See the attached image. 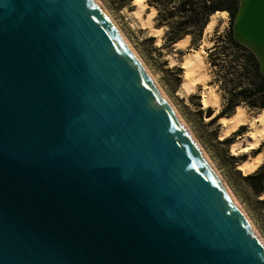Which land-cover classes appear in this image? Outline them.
I'll return each instance as SVG.
<instances>
[{"label": "water", "instance_id": "1", "mask_svg": "<svg viewBox=\"0 0 264 264\" xmlns=\"http://www.w3.org/2000/svg\"><path fill=\"white\" fill-rule=\"evenodd\" d=\"M231 32L264 77V0ZM0 264H264L96 0H0Z\"/></svg>", "mask_w": 264, "mask_h": 264}, {"label": "rangeland", "instance_id": "2", "mask_svg": "<svg viewBox=\"0 0 264 264\" xmlns=\"http://www.w3.org/2000/svg\"><path fill=\"white\" fill-rule=\"evenodd\" d=\"M185 1L190 5L191 12L198 8L199 0H172L168 4L160 0H144L149 7L152 6L156 9V14L153 18L154 26L163 28L161 42L157 44L155 37L148 34L146 29L136 25L129 14L134 7L132 0H100L171 99L182 119L264 239V206L258 203L259 199L262 198L256 197L251 192L242 179L244 174L238 168V164L254 156L259 147L261 148L259 152L264 155L263 141L262 145L257 149L243 151L241 147L236 146L234 151H231L232 144L243 137L250 121L258 113V110L250 109L241 103L240 105H243L247 111L248 119L244 124L240 125L237 131L224 138H220L223 123L219 121V118H215L224 107L229 93L232 94V91L237 93L243 88L235 72L237 71V74H239L242 71L243 64H247L242 55H250V53L231 46L229 35L232 16L226 10H218V12H227L225 18L220 17L218 19V24H224V28L220 29L217 25L212 35L209 36L210 40L213 41V50L208 51V49H205L208 54L205 60L209 64L208 71L211 75L208 83L215 85L216 90L220 93L221 108L218 112H215L212 107L206 108L202 105L201 85H198L189 96L179 94V86L182 80V68L180 66L182 56L190 49L197 48L202 39V34L198 39L191 26L192 24L187 23L188 31L191 32L188 33L192 38L191 46L181 52H176L172 47L173 39L183 35L178 30V26L181 22L186 21V17L180 14L179 8ZM170 57L176 60L175 65L169 64ZM211 60L215 66L210 65ZM262 163H264V157Z\"/></svg>", "mask_w": 264, "mask_h": 264}, {"label": "bare ground", "instance_id": "3", "mask_svg": "<svg viewBox=\"0 0 264 264\" xmlns=\"http://www.w3.org/2000/svg\"><path fill=\"white\" fill-rule=\"evenodd\" d=\"M102 10L105 12L113 26L115 27L116 31L119 33L123 41L126 43L128 48L132 51V53L135 55L136 59L140 63V65L143 67V69L146 71L147 75L150 77L151 81L154 83L160 94L163 96L165 101L168 103L172 111L175 113L181 124L184 126L186 131L189 133L190 137L194 141V143L197 145L199 150L201 151L202 155L205 157L209 165L212 167L224 187L229 192L230 196L240 209L241 213L244 215L245 219L250 224L251 228L256 233L257 237L261 241V243L264 245V239L259 234L257 229L255 228L253 222L246 214L245 210L239 203L238 199L235 197V195L232 193V191L229 189L227 184L225 183L223 177L220 175L219 171L213 164V162L210 160L202 146L197 141L196 137L192 133V131L189 129L185 121L182 119L181 115L173 105L171 99L168 97L166 92L163 90L159 82L156 80L155 76L151 73L149 68L146 66V64L143 62V60L139 57L136 50L132 47L128 39L125 37L122 30L119 28V25L116 23L115 19L112 17V15L107 11V9L104 7V5L100 2V0H96ZM132 5L134 6L133 9L129 12V14L132 16L133 21L136 23V25H139L143 29L147 30V33L155 37V42L159 44L161 42V36L163 34V28H157L154 26L153 18L156 14V9L152 6H148L144 0H132ZM227 15L226 11L222 12H216L213 15H211L203 29L202 32V39L198 44V47L195 49H190L182 56V61L180 63V66L182 68V80L180 83L179 88V94L183 96H189L198 85H201L202 92H201V102L204 107H212L215 112H218L221 108V97L220 93L216 90L215 85L209 84L208 81L210 80V74L208 71L209 64L205 60V49L211 48L213 41L210 40L209 36L212 35V32L214 31V28L218 25L220 29L224 28V24H218V19L220 17L225 18ZM190 38V35H185L181 39H178L173 44L177 46H185L187 45V42ZM170 65H175L176 60L173 57H170L169 59ZM248 119V114L243 105H237L234 109V113L230 116H224L219 118V121L223 123L222 129L220 132V138L228 137L231 134H233L237 129L240 127V125L244 124L246 120ZM264 138V109L259 111L250 121V124L244 133L243 137L239 138V140L232 144L231 151H234V148L237 146L241 147V150L247 151L250 149H257ZM242 143H245L242 145ZM236 154V153H235ZM264 155L260 152L256 155L241 161L238 164L239 170H241L242 174L246 175L249 174L257 169V167L261 164L262 159ZM260 198H264V192L260 196Z\"/></svg>", "mask_w": 264, "mask_h": 264}, {"label": "trees", "instance_id": "4", "mask_svg": "<svg viewBox=\"0 0 264 264\" xmlns=\"http://www.w3.org/2000/svg\"><path fill=\"white\" fill-rule=\"evenodd\" d=\"M160 1H164L166 4L172 2V0ZM238 3L239 0H199L198 8L191 12L190 5L185 1V3L180 5L179 8L180 14L186 17V21L181 22L178 26V30L183 35L177 36L175 39H173V43L185 35H188V33H191L188 31L187 23L192 24L191 26L197 35V38L199 39L209 19L208 17L216 13V11L218 12V10H226L230 12L233 20L238 8ZM230 24L232 25V21ZM229 40L231 46L237 48L238 50L248 51L250 55H242L245 63L247 64H243L242 71H240L239 74H237V71L235 72L239 83L243 86V88L237 93H234V91H232V94L229 93V97L226 103H224V107L215 118L232 115V113H234L235 107L241 103L250 109L258 110V112L264 109V77L259 73L258 62L255 56L246 47L233 40L231 30ZM210 63L211 66H215L212 60ZM260 149L261 148L259 147L257 153H260ZM242 179L248 185L251 192L256 197H260L264 192V163L260 164L255 171L242 176ZM258 203L264 206V198L259 199Z\"/></svg>", "mask_w": 264, "mask_h": 264}, {"label": "crops", "instance_id": "5", "mask_svg": "<svg viewBox=\"0 0 264 264\" xmlns=\"http://www.w3.org/2000/svg\"><path fill=\"white\" fill-rule=\"evenodd\" d=\"M201 41V40H200ZM191 43H192V38H191V36H190V38H189V40H188V42H187V45H185V46H177V45H175V44H172V47H173V49L176 51V52H181V51H184V50H186V48H189V46H191ZM213 48V47H212ZM212 48H210L209 50H213ZM206 53V52H205ZM206 55H208L207 53H206ZM206 55H205V58H206Z\"/></svg>", "mask_w": 264, "mask_h": 264}, {"label": "built area", "instance_id": "6", "mask_svg": "<svg viewBox=\"0 0 264 264\" xmlns=\"http://www.w3.org/2000/svg\"><path fill=\"white\" fill-rule=\"evenodd\" d=\"M209 18V17H208ZM212 48V47H211ZM208 49V51H211V50H209L210 48H207Z\"/></svg>", "mask_w": 264, "mask_h": 264}]
</instances>
